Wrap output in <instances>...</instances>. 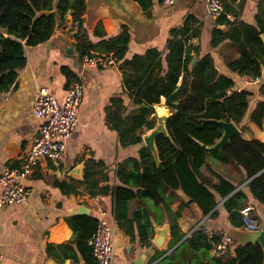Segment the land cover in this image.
<instances>
[{"label":"trees","instance_id":"obj_1","mask_svg":"<svg viewBox=\"0 0 264 264\" xmlns=\"http://www.w3.org/2000/svg\"><path fill=\"white\" fill-rule=\"evenodd\" d=\"M135 1L144 8L152 3V0ZM246 1L222 0L224 12L216 17V27L212 30L213 48L229 40L240 53L238 58L228 62L229 74L218 69L212 52L202 55L201 46L190 43L201 33V23L193 15L179 29L173 30L165 54L157 48H149L143 54L128 57L130 33L127 27L114 36H107L99 21L94 34L102 39L96 44L91 41L84 26L86 0H0V95L10 90L26 65V48L48 42L59 22L63 25L72 22L76 25L75 46L80 59L85 55L112 53L123 72L124 91L130 95L133 109L125 114L122 99L118 97L114 99L110 117L122 145L143 142L145 132L155 128L161 119L155 105L165 99L170 110L165 121L168 134L160 133L156 137L158 159L143 145L138 157L118 163L117 184L110 183L112 178L105 163L88 159L83 179L57 185L66 195L88 194L91 198L110 195L116 222L121 227L125 223H136L138 238L146 246L151 245L153 232L150 212L139 208L129 217L131 200L147 201L164 211L172 235L168 249L182 242L156 264H262L264 261L258 243L238 244L235 255L229 258L212 255L218 238L210 237L202 227L185 238L178 221L185 202H181L176 211L171 207L179 198L178 190H182L191 198L188 204L195 203L203 215L215 217L220 198L224 200L231 225L243 228L241 209L250 204L251 198L255 206L264 205V142L235 135L222 148L208 149L223 134L222 127L212 119L233 121L239 127L249 122L262 126L264 122V80L253 85L255 87L240 84L244 76L264 77V0L258 3L255 23L239 19ZM230 15L234 18L230 19ZM195 58L198 60L192 64ZM62 71L70 83L78 76L67 67ZM229 162H235L244 170L249 180L246 185L249 194L243 188L237 189L213 167L214 163ZM204 167L218 181L210 180ZM66 221L74 232V242L82 257L88 264H98L89 240L96 231L99 217L70 214ZM131 240H136L135 234L131 235ZM49 253L59 262L66 258L73 262L79 260L71 242L49 244ZM165 253L158 251L153 260Z\"/></svg>","mask_w":264,"mask_h":264},{"label":"crops","instance_id":"obj_2","mask_svg":"<svg viewBox=\"0 0 264 264\" xmlns=\"http://www.w3.org/2000/svg\"><path fill=\"white\" fill-rule=\"evenodd\" d=\"M259 1L247 0L240 10L239 19L255 23ZM86 3L84 26L91 41L96 44L102 39L100 35L94 34V28L99 21L107 36H114L120 33L123 27H127L130 33L128 57L143 54L149 48H157L165 54L168 41L173 37V30L179 29L191 15L201 23V33L199 37H193L190 43L199 44L202 55L212 52L221 72L230 74L228 62L240 55L229 40L216 49L212 47V30L216 27V18L208 14L207 0H177L171 6L165 5L162 0H152L147 8L135 0H86ZM229 18L234 17L230 15ZM72 25V22H68L58 28L54 36L44 44L27 47L26 65L19 71L10 90L0 95V176L7 168L22 163L37 133L38 120L33 114V98L37 89L46 88L52 96L63 102L71 80L62 68L67 67L73 74L80 71L81 59L75 46L76 25ZM217 27L226 29L225 26ZM100 29L99 26L98 30ZM82 78L85 90L78 124L68 141L62 162L55 166L47 159H41L33 173L24 180L30 189L28 198L21 203L0 209V250L4 254L2 264H88L79 252L74 242V232L66 221V217L73 214V209L81 205L92 209L91 214L98 217L101 216L100 209H104V218L114 231L113 264H135L142 256L144 264H156L174 250L168 249L172 235L164 211L157 210L151 203L134 199L129 204V217L139 208L150 212L153 232L151 245L146 246L138 238L136 223H125L121 227L116 222L110 195L93 198L88 194L66 195L57 186L63 181L83 179L85 162L88 159L105 163L112 178L110 183L117 184L115 172L118 163L129 157H138L140 149L145 145L144 140L136 145H122L119 131L111 123L114 99H122L125 114L133 109L131 97L124 91L122 70L119 67H89L84 70ZM240 81L243 85L242 77ZM161 103L165 104L164 98ZM155 107L158 112L161 111V106ZM239 128L245 139L264 142V122L262 126L249 122ZM213 167L217 173L233 182L237 189L243 188L249 194L246 186L249 180L246 179L242 167L235 162L214 163ZM203 170L210 180L218 181L206 167ZM178 194L179 198L171 207L176 211L179 204L185 202L183 214L178 220L186 234L185 238L191 235L196 225L205 217L203 226L208 229H224L229 233L241 230L231 225L229 213L223 206L224 200L219 198L216 207L218 214L212 217L203 215L195 203L188 204L190 200L185 199L186 194L183 191H178ZM248 205L254 208V212L261 219L260 205L255 206L252 198ZM163 227L167 228V235L165 245L159 247L154 243V239L158 237L157 231ZM132 234L136 236L135 241L131 240ZM233 237L235 247L241 244L235 236ZM68 242H71L77 251L78 262L67 258L59 262L49 253V244ZM181 242L176 245L179 246ZM158 251L166 253L153 260ZM211 254L213 255L212 250Z\"/></svg>","mask_w":264,"mask_h":264},{"label":"built area","instance_id":"obj_3","mask_svg":"<svg viewBox=\"0 0 264 264\" xmlns=\"http://www.w3.org/2000/svg\"><path fill=\"white\" fill-rule=\"evenodd\" d=\"M165 5L171 6L177 0H162ZM207 12L212 17H218L224 12L222 0H207ZM116 56L111 54H92L81 58L80 71L67 89L65 100L60 102L52 96L46 88L37 89L33 98V114L38 120V128L30 148L22 163L7 168L0 176V209L5 206L25 201L30 195V189L24 180L33 173L40 160L45 158L55 166L62 162L68 141L73 135L77 124L80 105L84 96L85 84L82 78L84 70L89 67H118ZM245 85H255L262 81L261 77H242ZM237 90H240L239 88ZM243 229L257 230L261 226V219L254 212L251 205L241 209ZM101 216L96 231L89 240L93 255L98 264H113L114 231L104 218L105 211L100 209ZM206 217L195 227L205 229L210 237H217L213 255L219 258H229L234 254L235 239L224 229H208L203 226ZM194 229V230H195ZM4 258L0 250V264Z\"/></svg>","mask_w":264,"mask_h":264},{"label":"water","instance_id":"obj_4","mask_svg":"<svg viewBox=\"0 0 264 264\" xmlns=\"http://www.w3.org/2000/svg\"><path fill=\"white\" fill-rule=\"evenodd\" d=\"M87 4V3H86ZM72 15V14H71ZM63 26L62 22H59L58 28H61ZM73 26V25H72ZM197 58H195L192 62V64H195L197 62ZM146 106V105H145ZM169 115V114H168ZM168 115H164L158 122L157 126L153 128L152 130H149L148 133H145L143 135V140L145 142V145L151 149L153 152L154 156L156 159H158V150L156 147V137L158 134L163 133V134H168L167 128L165 121L168 117ZM213 122H216L219 124L222 129H223V134L222 137L213 145L208 146V149H220L222 148L226 143L229 142V140L235 136L239 135L242 136V132L238 125L234 123L233 121H226V120H214L212 119ZM182 191V190H178ZM184 192V191H183ZM185 193V192H184ZM185 199L191 200V198L186 195ZM260 215H261V226L257 230H245L241 228V230H236L230 232L232 236H235L236 239L240 241L241 244H248V243H253L256 244L258 243L263 251L264 255V205H260ZM73 214H87L90 215L92 212V209L85 205H81L76 209H73ZM171 233V231H170ZM158 237L154 239V243L158 245L159 247H163L165 245V237L167 235V228L163 227L157 231ZM178 245L172 247L170 250H173L177 247ZM144 257V256H142ZM140 257L137 259L135 264H144V259ZM264 264V261L263 263Z\"/></svg>","mask_w":264,"mask_h":264},{"label":"rangeland","instance_id":"obj_5","mask_svg":"<svg viewBox=\"0 0 264 264\" xmlns=\"http://www.w3.org/2000/svg\"><path fill=\"white\" fill-rule=\"evenodd\" d=\"M157 106V105H156ZM158 106H161V107H165V114L164 115H167V114H169L170 113V110H169V108L164 104H159ZM155 111H156V113H157V115H158V117H160V118H162L164 115H161L159 112H158V109L155 107Z\"/></svg>","mask_w":264,"mask_h":264},{"label":"bare ground","instance_id":"obj_6","mask_svg":"<svg viewBox=\"0 0 264 264\" xmlns=\"http://www.w3.org/2000/svg\"><path fill=\"white\" fill-rule=\"evenodd\" d=\"M159 113H160L161 115H164V114H165V108L161 107V111H159Z\"/></svg>","mask_w":264,"mask_h":264}]
</instances>
